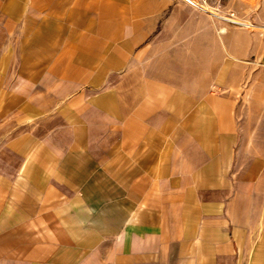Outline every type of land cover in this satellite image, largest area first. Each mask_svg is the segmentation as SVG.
<instances>
[{"label": "crops", "instance_id": "0c3cea01", "mask_svg": "<svg viewBox=\"0 0 264 264\" xmlns=\"http://www.w3.org/2000/svg\"><path fill=\"white\" fill-rule=\"evenodd\" d=\"M0 264H264V33L0 0Z\"/></svg>", "mask_w": 264, "mask_h": 264}, {"label": "rangeland", "instance_id": "374dc122", "mask_svg": "<svg viewBox=\"0 0 264 264\" xmlns=\"http://www.w3.org/2000/svg\"><path fill=\"white\" fill-rule=\"evenodd\" d=\"M226 2L227 0H224L220 5H217L219 16L227 15L223 8ZM234 7L236 9L234 11L237 12L232 11V19L237 24L233 26L248 31L250 35L264 33V0H234ZM250 60L254 61L253 57ZM257 80L255 73L249 75V81L256 82Z\"/></svg>", "mask_w": 264, "mask_h": 264}, {"label": "built area", "instance_id": "2783aa9c", "mask_svg": "<svg viewBox=\"0 0 264 264\" xmlns=\"http://www.w3.org/2000/svg\"><path fill=\"white\" fill-rule=\"evenodd\" d=\"M184 1H186L188 4L193 6L195 9L201 12L208 13L214 17H217L220 20L227 22L228 24L231 25L237 24L235 23V21H233L232 19L233 14L230 12L227 13L226 16H219L217 12L218 11L217 5H220L224 0H184Z\"/></svg>", "mask_w": 264, "mask_h": 264}]
</instances>
